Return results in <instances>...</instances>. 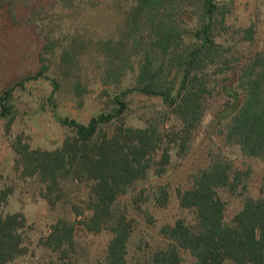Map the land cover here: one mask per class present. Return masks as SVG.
<instances>
[{"label":"trees","instance_id":"obj_1","mask_svg":"<svg viewBox=\"0 0 264 264\" xmlns=\"http://www.w3.org/2000/svg\"><path fill=\"white\" fill-rule=\"evenodd\" d=\"M59 2L90 14L107 7L123 15L116 36L90 39L99 46L93 53L100 65L97 83L111 110L86 123L53 111L72 134L55 149L33 148L18 137L13 145L14 167L23 177H36L43 187L41 196L54 207L64 200L67 182L87 190L83 210L72 204L74 220L62 217L50 226L42 244L54 258L46 264H73L78 227L91 234L108 232L107 264H129L134 223L121 207V199L138 182L152 174L161 177L175 158L187 156L212 97L219 94L224 102L214 113L211 128L228 146L264 160V46L251 53L259 33L255 24L233 28L228 23L226 14L233 0ZM60 41L66 45L58 56L59 67L68 76L81 71L84 40L70 31L54 40L49 35L37 73L0 94V120L13 119L14 92L26 82L50 81L52 96L59 90L58 81L49 74L47 56ZM73 89L77 96L86 92L81 82L74 83ZM133 96L161 101L160 109L141 117L138 126L124 120ZM113 124V130H108ZM249 178L250 170L235 169L225 157L213 155L209 165L193 176L192 185L177 191L179 206L194 212L195 223L180 218L164 225L160 233L166 245L153 253L151 264H183L186 257L191 259L187 264L228 260L264 264V178L259 196H245L230 221L221 196V191L244 195ZM12 191L0 185V264L28 252L26 216L5 211ZM168 202V191L160 186L155 203L164 207Z\"/></svg>","mask_w":264,"mask_h":264},{"label":"rangeland","instance_id":"obj_2","mask_svg":"<svg viewBox=\"0 0 264 264\" xmlns=\"http://www.w3.org/2000/svg\"><path fill=\"white\" fill-rule=\"evenodd\" d=\"M233 1L226 14L228 23L233 28L255 24L259 33L250 50L251 53L261 50L264 46V0ZM0 5V94L16 82L37 73L42 66L40 58L49 35L54 40L55 36L70 31L84 40L80 48L83 55L81 71L68 76L59 67L58 56L62 46L66 45V41L63 45L60 41L46 55L47 63H51L49 74L58 81L59 90L52 96L50 81L37 79L26 82L24 88H17L14 92L13 119L0 120V185L13 190L5 211L22 212L27 218L24 236L28 252L9 264H46L54 258V253L42 244L50 226L62 217L74 220L76 214L72 204L83 210L87 190L84 185L67 182L64 200H60L55 207L51 206L41 196L43 187L38 179L23 177L15 170L13 145L21 137L33 148L55 149L60 146L72 130L62 126L53 111L86 123L92 117L111 110L102 95L103 87L97 83L100 65L93 53H97L95 50L99 46L90 43V39L96 41L101 38L103 41L113 36L123 15L107 7L95 14L85 9L72 10L64 8L59 0H3ZM76 82H81L86 89L81 96L74 92ZM223 102L224 98L219 94L210 99L186 157L175 158L161 177L150 175L121 199V207L127 210L134 223L127 253L129 264H151L153 253L166 245L160 233L164 225L173 224L180 218L189 224L195 223L194 212L179 206L177 191L189 188L193 176L209 165L213 155L225 157L235 169L250 170L244 195L221 191L226 202L227 221L241 210L245 196H259L264 178V160L245 156L236 146H228L217 130L211 128L213 115ZM160 107V99L133 96L131 110L124 120L130 125H141V117ZM113 128L114 124L107 127L110 131ZM160 186H164L169 194V202L164 207L155 203ZM110 238L108 232L91 234L78 227L71 254L73 264H107L106 250ZM189 262L191 259L186 257L183 264ZM224 264L234 263L228 260Z\"/></svg>","mask_w":264,"mask_h":264}]
</instances>
